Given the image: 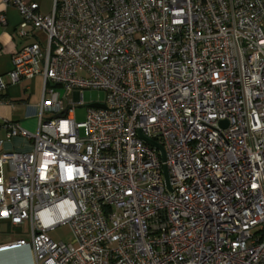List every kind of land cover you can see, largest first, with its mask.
<instances>
[{"label": "built area", "instance_id": "2783aa9c", "mask_svg": "<svg viewBox=\"0 0 264 264\" xmlns=\"http://www.w3.org/2000/svg\"><path fill=\"white\" fill-rule=\"evenodd\" d=\"M0 1L19 12V37L46 36L0 75V93L44 80L36 131L5 125L32 145L0 154V229L27 224L30 239L0 252L28 246L34 264H264V0H52L47 14ZM86 89L105 92L104 107L76 122ZM65 224L71 240L54 242Z\"/></svg>", "mask_w": 264, "mask_h": 264}, {"label": "crops", "instance_id": "0c3cea01", "mask_svg": "<svg viewBox=\"0 0 264 264\" xmlns=\"http://www.w3.org/2000/svg\"><path fill=\"white\" fill-rule=\"evenodd\" d=\"M39 4V11L47 14L52 5V0H32ZM49 4L46 6V4ZM0 13H4L6 24L0 25V75L4 76L11 69V56L22 46L39 40V31L34 37L21 38L16 31L21 21L17 9L11 5H5L0 1ZM44 34V33H43ZM44 43L43 41H40ZM7 79V78H6ZM44 91V80L41 75L21 79L15 84H8L0 93V154L9 152L30 151L32 142L21 135L13 138L7 137L6 123L13 121L23 129L35 132L38 125L39 104ZM48 118L50 115L45 114ZM8 228L9 225L4 223ZM14 237L2 232L0 229V242ZM0 264H34L33 257L28 246L0 252Z\"/></svg>", "mask_w": 264, "mask_h": 264}, {"label": "rangeland", "instance_id": "374dc122", "mask_svg": "<svg viewBox=\"0 0 264 264\" xmlns=\"http://www.w3.org/2000/svg\"><path fill=\"white\" fill-rule=\"evenodd\" d=\"M49 4L47 3L46 6ZM38 37L40 41L45 42L46 36L43 33H39ZM72 98V97H71ZM106 99V94L105 92L101 90H95V89H86L83 91V105L80 107H77L75 109V121L76 122H81L84 120L85 116V111L87 109V106H89L92 103H103ZM65 105L67 104V99L64 100ZM2 232L11 234L14 237H21L25 239H30V232L28 225H22L17 228H8L7 226L3 225L1 227ZM49 237L54 241V242H68L72 238L71 234V229L70 227L65 224V225H60L57 226L56 228L52 229L48 233Z\"/></svg>", "mask_w": 264, "mask_h": 264}, {"label": "water", "instance_id": "95a60500", "mask_svg": "<svg viewBox=\"0 0 264 264\" xmlns=\"http://www.w3.org/2000/svg\"><path fill=\"white\" fill-rule=\"evenodd\" d=\"M89 106H91V107H96V108H102V107H104V105H103V104H100V103H92V104H90ZM221 124H226V121H221ZM140 137H141L145 142H147V143H149V144H151V145H153V146H155V147L161 149V147L158 146L154 141L147 139L146 137H144V136L141 135V134H140ZM163 175H164V179H165V181L167 182L168 177H167V171H166V168H165V167L163 168Z\"/></svg>", "mask_w": 264, "mask_h": 264}]
</instances>
